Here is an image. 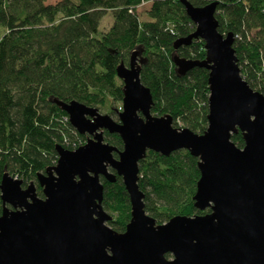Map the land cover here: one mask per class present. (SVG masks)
<instances>
[{"label":"water","instance_id":"95a60500","mask_svg":"<svg viewBox=\"0 0 264 264\" xmlns=\"http://www.w3.org/2000/svg\"><path fill=\"white\" fill-rule=\"evenodd\" d=\"M180 2L196 29L174 48L202 41L206 58L175 57L174 63L181 76L209 71L206 132L176 129L170 115L152 114L137 52L116 70L124 93L119 121L78 101H55L87 142L74 151L56 147V166L37 175L43 198L34 182L24 188L3 176L0 264H264V91L243 79L234 35L219 33L218 2ZM106 132L120 137L122 150L105 142ZM238 132L243 148L232 142ZM179 151L198 159L194 207L209 213L157 225L145 211L139 165L148 152L170 157ZM118 178L131 205L124 233L106 225L113 218L103 208L102 179L115 184Z\"/></svg>","mask_w":264,"mask_h":264},{"label":"trees","instance_id":"16d2710c","mask_svg":"<svg viewBox=\"0 0 264 264\" xmlns=\"http://www.w3.org/2000/svg\"><path fill=\"white\" fill-rule=\"evenodd\" d=\"M0 0V184L9 173L26 188L37 175L58 162L57 146L74 151L87 142L70 125L55 103L78 101L89 107L122 104L123 83L117 67L127 66L133 52L141 82L149 88L157 117L170 115L176 129L202 135L208 129L209 71L196 68L177 73L174 58L204 61L202 41L174 48L196 27L180 0ZM202 7L218 2L215 17L222 35L232 33L241 75L256 92L264 91V0H189ZM150 3L148 21L138 8ZM107 12L113 25L100 27ZM260 89L257 90V82ZM181 124V125H180ZM105 142L123 149L118 135L105 133ZM232 142L244 147L241 132ZM117 157V155H115ZM139 187L145 211L157 225L175 216L203 215L194 207L200 179L198 159L187 151L164 157L148 152L139 165ZM104 184L103 208L115 215L113 230L124 233L131 205L121 178ZM3 206L0 199V216Z\"/></svg>","mask_w":264,"mask_h":264},{"label":"rangeland","instance_id":"374dc122","mask_svg":"<svg viewBox=\"0 0 264 264\" xmlns=\"http://www.w3.org/2000/svg\"><path fill=\"white\" fill-rule=\"evenodd\" d=\"M61 0H48L47 1V4H51V5H55L57 4L58 2H60ZM150 9V3L138 8V16L140 18L141 21H148V16H147V12L149 11ZM113 25V18H112V13L111 12H107L105 18L103 19L102 23H101V27H100V31L101 32H107L111 26ZM241 66H240V70H241ZM244 79V78H243ZM245 80V79H244ZM246 81V80H245ZM257 90L259 91L261 85H260V82L258 81L257 82ZM264 88V87H263ZM262 93V92H261ZM97 108V107H95ZM112 110L109 111L108 108H100L98 107L97 109L99 110V112L102 114V115H109L111 116L115 121H119L118 120V112H121L122 111V104H116V103H113L112 104ZM181 125V124H180ZM112 218L115 217V215L111 214L110 212L106 211ZM107 226L111 227L110 223H106ZM112 228V227H111Z\"/></svg>","mask_w":264,"mask_h":264},{"label":"built area","instance_id":"2783aa9c","mask_svg":"<svg viewBox=\"0 0 264 264\" xmlns=\"http://www.w3.org/2000/svg\"><path fill=\"white\" fill-rule=\"evenodd\" d=\"M146 4H148V3H142V4L139 6V8L142 7V6H144V5H146Z\"/></svg>","mask_w":264,"mask_h":264}]
</instances>
